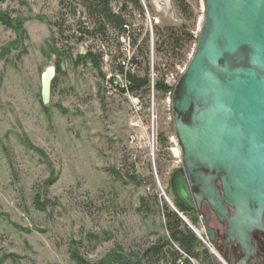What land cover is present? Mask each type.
<instances>
[{
  "label": "rangeland",
  "instance_id": "obj_1",
  "mask_svg": "<svg viewBox=\"0 0 264 264\" xmlns=\"http://www.w3.org/2000/svg\"><path fill=\"white\" fill-rule=\"evenodd\" d=\"M120 1L111 0L114 10ZM178 1L140 0L144 15L129 8V32L122 37L100 34L83 0L0 1V10L25 31L0 24L2 264H73L70 244L92 262L116 249L141 258L166 238L161 210L178 211L169 180L181 151L172 95L156 93L153 84L163 78L174 91L195 49L205 5L182 0L185 11ZM88 52L101 56L104 77L89 63L73 64ZM119 65L140 77L148 73L149 89L122 93ZM49 68L54 79L43 107L41 76ZM51 178L56 182L46 188ZM36 194L48 203L43 210L33 203ZM181 214L217 264H230L209 245L201 218L193 225ZM144 262L166 264L154 257Z\"/></svg>",
  "mask_w": 264,
  "mask_h": 264
},
{
  "label": "water",
  "instance_id": "obj_2",
  "mask_svg": "<svg viewBox=\"0 0 264 264\" xmlns=\"http://www.w3.org/2000/svg\"><path fill=\"white\" fill-rule=\"evenodd\" d=\"M53 79V68L41 76L43 106L50 103ZM171 107L183 167L170 179L174 198L190 212L205 202L226 225V243L246 251L239 263L245 264L251 233L263 231L264 0H205L200 34ZM205 232L213 247L212 231Z\"/></svg>",
  "mask_w": 264,
  "mask_h": 264
},
{
  "label": "trees",
  "instance_id": "obj_3",
  "mask_svg": "<svg viewBox=\"0 0 264 264\" xmlns=\"http://www.w3.org/2000/svg\"><path fill=\"white\" fill-rule=\"evenodd\" d=\"M2 1V0H0ZM178 5L181 9L187 11L188 6L182 0L178 1ZM83 8L87 12L88 16L94 21L96 29L106 36L108 32L115 33L118 36H125L129 32V27L126 21L125 13L130 8L136 11L140 15H144L143 7L140 0H121L118 3L117 9H113L111 6V0H83ZM0 24L13 30L17 34H24L25 31L22 27L20 20H12L10 17L0 10ZM185 37H188L191 41L194 40L193 36L188 32H184ZM196 39V43H197ZM173 43L175 47L178 46L177 38L173 37ZM52 54L57 55L55 50H51ZM7 52V49L3 50ZM2 52V53H3ZM2 55V54H1ZM101 56L88 52L85 55L78 56L73 64L75 66L89 63L94 70L101 74ZM58 69V67H57ZM118 71L121 77L124 79V88L120 91L125 93V89L131 95L135 93L149 89L150 79L148 73L145 76L140 77L134 75L131 72H123V67L118 66ZM102 77H104L101 74ZM117 83V81L110 80V83ZM119 88L118 84H116ZM153 90L162 96L172 95L173 89L168 86L163 78H159L154 81ZM45 107V106H43ZM166 140H163L164 142ZM28 149L34 150L38 154H42L39 150L32 148L28 143L26 144ZM131 180H135L134 177ZM56 182V178H51L46 182V188L53 185ZM35 207L39 210H43L44 205L48 204L47 201L40 202L39 195L33 198ZM145 204L144 199H141V205ZM179 212L186 215V209L176 205ZM162 215L164 219V230L166 231V238L158 239L155 244L150 246L145 252L142 253V257L127 255L119 250H113L107 253L103 258L97 261H89L84 258L80 252L78 245L70 244L69 246V258L73 264H145L148 258L154 257L157 261H164L166 264H212L211 255L204 246V244L198 239L195 232L191 231L184 221L173 210L169 211L163 208ZM189 217V216H188ZM191 223L194 225L197 223V217L190 218ZM3 261H0L2 264Z\"/></svg>",
  "mask_w": 264,
  "mask_h": 264
},
{
  "label": "flooded vegetation",
  "instance_id": "obj_4",
  "mask_svg": "<svg viewBox=\"0 0 264 264\" xmlns=\"http://www.w3.org/2000/svg\"><path fill=\"white\" fill-rule=\"evenodd\" d=\"M183 169L182 164L177 168V170ZM175 170V171H177ZM174 171V172H175ZM172 172V175L174 174ZM170 186V180H169ZM171 194L174 198L173 192L170 187ZM191 195L197 194V189L190 190ZM175 200V198H174ZM175 204L178 203L175 200ZM179 206V205H178ZM190 218H201L204 227V234H206V229H210L214 236V246L222 251L223 255L227 258L230 264H239L241 260L244 259L246 251L242 249L239 245L233 243H226V225L220 224L215 215L211 212L208 205L203 202L200 207L194 204V211H186L185 213ZM231 216V213L229 214ZM262 228L263 231H253L250 235V246L252 248V253L249 260L245 264H264V216L262 218ZM213 246V247H214Z\"/></svg>",
  "mask_w": 264,
  "mask_h": 264
},
{
  "label": "built area",
  "instance_id": "obj_5",
  "mask_svg": "<svg viewBox=\"0 0 264 264\" xmlns=\"http://www.w3.org/2000/svg\"><path fill=\"white\" fill-rule=\"evenodd\" d=\"M125 63L124 62H122V66L123 67H125ZM131 101H132V103H133V105L135 106V107H138V100H137V98H135V99H132L131 98ZM140 109L139 108H137L136 110H135V112L137 113L138 111H139ZM135 127H137V125L135 126ZM173 209V208H172ZM175 213H177L180 217H182V214L181 213H179L178 211H176V210H173Z\"/></svg>",
  "mask_w": 264,
  "mask_h": 264
},
{
  "label": "bare ground",
  "instance_id": "obj_6",
  "mask_svg": "<svg viewBox=\"0 0 264 264\" xmlns=\"http://www.w3.org/2000/svg\"><path fill=\"white\" fill-rule=\"evenodd\" d=\"M177 144H178V142H177ZM179 146V145H178ZM181 151V150H180ZM177 155L179 156L180 155V152H177ZM177 211V210H176ZM180 217V216H179ZM181 218H183V216L181 217ZM193 231V230H192ZM194 232V231H193ZM198 237V236H197ZM202 238V237H201ZM201 238H199L198 237V239H200L201 240ZM202 242H203V240H201ZM206 243V242H205ZM215 256V255H214ZM212 255H211V261H212ZM216 257V256H215ZM216 259H217V257H216ZM218 260V259H217Z\"/></svg>",
  "mask_w": 264,
  "mask_h": 264
}]
</instances>
